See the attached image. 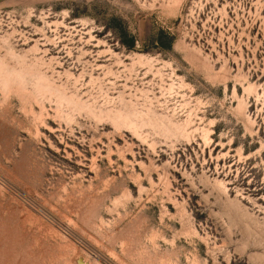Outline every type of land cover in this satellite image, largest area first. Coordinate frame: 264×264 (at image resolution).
Listing matches in <instances>:
<instances>
[{
	"label": "rangeland",
	"instance_id": "374dc122",
	"mask_svg": "<svg viewBox=\"0 0 264 264\" xmlns=\"http://www.w3.org/2000/svg\"><path fill=\"white\" fill-rule=\"evenodd\" d=\"M78 258L264 264V0H0V264Z\"/></svg>",
	"mask_w": 264,
	"mask_h": 264
},
{
	"label": "trees",
	"instance_id": "16d2710c",
	"mask_svg": "<svg viewBox=\"0 0 264 264\" xmlns=\"http://www.w3.org/2000/svg\"><path fill=\"white\" fill-rule=\"evenodd\" d=\"M133 44H134V41L132 40V38H129V40L125 42V45L128 49H132Z\"/></svg>",
	"mask_w": 264,
	"mask_h": 264
},
{
	"label": "water",
	"instance_id": "95a60500",
	"mask_svg": "<svg viewBox=\"0 0 264 264\" xmlns=\"http://www.w3.org/2000/svg\"><path fill=\"white\" fill-rule=\"evenodd\" d=\"M76 263L77 264H88L86 261H84L82 258H78L77 260H76Z\"/></svg>",
	"mask_w": 264,
	"mask_h": 264
}]
</instances>
